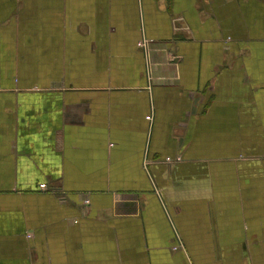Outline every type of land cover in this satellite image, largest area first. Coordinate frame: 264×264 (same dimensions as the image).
I'll return each instance as SVG.
<instances>
[{"label":"crops","instance_id":"1","mask_svg":"<svg viewBox=\"0 0 264 264\" xmlns=\"http://www.w3.org/2000/svg\"><path fill=\"white\" fill-rule=\"evenodd\" d=\"M0 264H264V0H0Z\"/></svg>","mask_w":264,"mask_h":264},{"label":"built area","instance_id":"2","mask_svg":"<svg viewBox=\"0 0 264 264\" xmlns=\"http://www.w3.org/2000/svg\"><path fill=\"white\" fill-rule=\"evenodd\" d=\"M148 42H150V41H142V42H140L139 45H140V46H141V45H142V46H146ZM146 48L149 49V48H150V44L147 45ZM174 161H181V157L179 156V157L176 158V159H174V158H172V157H166V162H167V163H172V162H174ZM42 188H43V189H44V188L46 189V188H47V185H46V184H43V185H42Z\"/></svg>","mask_w":264,"mask_h":264}]
</instances>
